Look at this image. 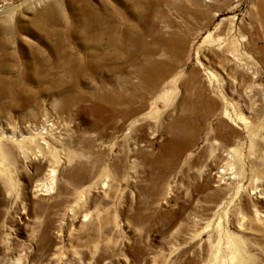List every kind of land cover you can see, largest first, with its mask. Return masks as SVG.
Listing matches in <instances>:
<instances>
[{
    "label": "rangeland",
    "instance_id": "rangeland-1",
    "mask_svg": "<svg viewBox=\"0 0 264 264\" xmlns=\"http://www.w3.org/2000/svg\"><path fill=\"white\" fill-rule=\"evenodd\" d=\"M0 264H264V0H0Z\"/></svg>",
    "mask_w": 264,
    "mask_h": 264
},
{
    "label": "bare ground",
    "instance_id": "bare-ground-1",
    "mask_svg": "<svg viewBox=\"0 0 264 264\" xmlns=\"http://www.w3.org/2000/svg\"><path fill=\"white\" fill-rule=\"evenodd\" d=\"M133 1H134V0H133ZM135 1H136V0H135ZM111 31H112V32H115L116 30H115V28H112ZM127 31H128V29L124 30L123 33L125 34ZM124 39H125V38H124ZM157 40H158L159 43H162V44H164V45H167V46H169V47H172V43H171L172 41H171V39H168V40H165V41H164V40H162L161 38H157ZM123 45H124V44H123ZM150 51H151V50H150ZM152 54H153V53L150 52L148 59H151V60L153 59L152 56H151ZM150 56H151V57H150Z\"/></svg>",
    "mask_w": 264,
    "mask_h": 264
}]
</instances>
